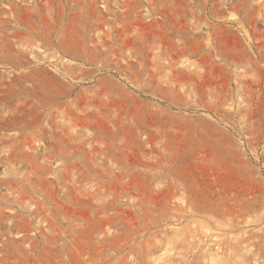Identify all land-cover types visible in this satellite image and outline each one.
Listing matches in <instances>:
<instances>
[{
	"label": "rangeland",
	"instance_id": "rangeland-1",
	"mask_svg": "<svg viewBox=\"0 0 264 264\" xmlns=\"http://www.w3.org/2000/svg\"><path fill=\"white\" fill-rule=\"evenodd\" d=\"M0 264H264V0H0Z\"/></svg>",
	"mask_w": 264,
	"mask_h": 264
}]
</instances>
